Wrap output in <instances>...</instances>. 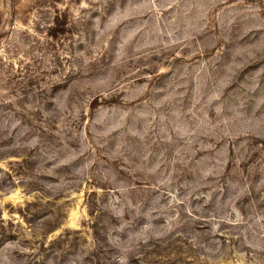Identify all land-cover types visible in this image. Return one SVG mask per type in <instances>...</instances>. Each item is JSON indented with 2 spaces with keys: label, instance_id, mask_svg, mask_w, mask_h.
<instances>
[{
  "label": "rangeland",
  "instance_id": "1",
  "mask_svg": "<svg viewBox=\"0 0 264 264\" xmlns=\"http://www.w3.org/2000/svg\"><path fill=\"white\" fill-rule=\"evenodd\" d=\"M0 264H264V0H0Z\"/></svg>",
  "mask_w": 264,
  "mask_h": 264
}]
</instances>
